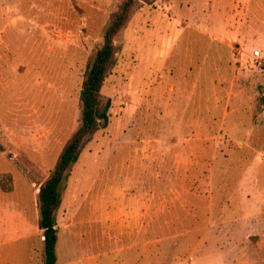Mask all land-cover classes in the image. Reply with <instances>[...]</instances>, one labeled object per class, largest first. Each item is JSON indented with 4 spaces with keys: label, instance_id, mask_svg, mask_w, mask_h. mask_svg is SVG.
Here are the masks:
<instances>
[{
    "label": "rangeland",
    "instance_id": "1",
    "mask_svg": "<svg viewBox=\"0 0 264 264\" xmlns=\"http://www.w3.org/2000/svg\"><path fill=\"white\" fill-rule=\"evenodd\" d=\"M126 1L0 0V241L38 225L86 66ZM114 47L108 123L69 173L60 227L89 253L264 264V0H139Z\"/></svg>",
    "mask_w": 264,
    "mask_h": 264
},
{
    "label": "trees",
    "instance_id": "2",
    "mask_svg": "<svg viewBox=\"0 0 264 264\" xmlns=\"http://www.w3.org/2000/svg\"><path fill=\"white\" fill-rule=\"evenodd\" d=\"M137 1L139 0H127L120 10L111 16L109 26L103 35L102 47L86 66L79 94L80 125L64 146L49 177L39 186L38 228L43 232V264L57 263V219L62 204V190L69 173L78 162L85 146L101 129V126H107L111 101L102 98L101 88L115 62V37L125 25L127 15ZM4 178L6 177L0 178V186L2 190L8 191L3 184Z\"/></svg>",
    "mask_w": 264,
    "mask_h": 264
},
{
    "label": "crops",
    "instance_id": "3",
    "mask_svg": "<svg viewBox=\"0 0 264 264\" xmlns=\"http://www.w3.org/2000/svg\"><path fill=\"white\" fill-rule=\"evenodd\" d=\"M38 213L36 214V223H38ZM58 224V243L56 246V264H150L151 256H146V251L149 249L143 248L140 249H127V248H118L114 251L107 253H95L88 252L87 246H76L75 240L73 239L74 234L71 232H66L65 229L60 227L59 220L57 219ZM34 230L27 234H15L12 237L5 236L3 233L4 240L0 241V264H43L42 254H43V232L37 227ZM37 228V229H36ZM18 230V228H17ZM15 230V231H17ZM61 232L66 233L70 238V251H68V257L63 259L61 258V253L63 252L64 244L61 242ZM18 233V231H17ZM1 237V234H0ZM35 240V244L29 245L28 249L24 248L17 249H5L1 250L7 246L13 244H25L29 241ZM66 247L68 241H65ZM61 251V253H60ZM145 251V252H144ZM33 254L34 259L31 258ZM112 257V260H111Z\"/></svg>",
    "mask_w": 264,
    "mask_h": 264
},
{
    "label": "built area",
    "instance_id": "4",
    "mask_svg": "<svg viewBox=\"0 0 264 264\" xmlns=\"http://www.w3.org/2000/svg\"><path fill=\"white\" fill-rule=\"evenodd\" d=\"M257 56V54H255Z\"/></svg>",
    "mask_w": 264,
    "mask_h": 264
}]
</instances>
